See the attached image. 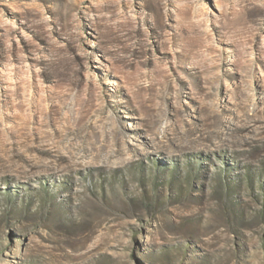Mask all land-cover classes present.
<instances>
[{
    "label": "rangeland",
    "instance_id": "rangeland-1",
    "mask_svg": "<svg viewBox=\"0 0 264 264\" xmlns=\"http://www.w3.org/2000/svg\"><path fill=\"white\" fill-rule=\"evenodd\" d=\"M0 264H264V0H0Z\"/></svg>",
    "mask_w": 264,
    "mask_h": 264
}]
</instances>
